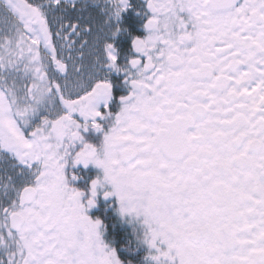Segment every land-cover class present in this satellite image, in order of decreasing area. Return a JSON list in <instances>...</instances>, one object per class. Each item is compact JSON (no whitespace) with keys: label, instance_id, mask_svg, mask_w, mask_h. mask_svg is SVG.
<instances>
[{"label":"snow or ice","instance_id":"6c2138e0","mask_svg":"<svg viewBox=\"0 0 264 264\" xmlns=\"http://www.w3.org/2000/svg\"><path fill=\"white\" fill-rule=\"evenodd\" d=\"M0 264H264V0H0Z\"/></svg>","mask_w":264,"mask_h":264}]
</instances>
